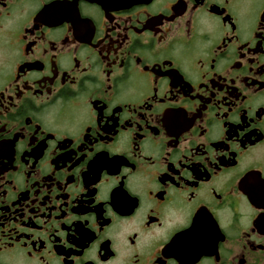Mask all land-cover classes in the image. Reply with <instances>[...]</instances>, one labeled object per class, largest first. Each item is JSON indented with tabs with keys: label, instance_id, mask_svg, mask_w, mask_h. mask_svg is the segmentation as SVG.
<instances>
[{
	"label": "flooded vegetation",
	"instance_id": "af4514ba",
	"mask_svg": "<svg viewBox=\"0 0 264 264\" xmlns=\"http://www.w3.org/2000/svg\"><path fill=\"white\" fill-rule=\"evenodd\" d=\"M0 264H264V0H0Z\"/></svg>",
	"mask_w": 264,
	"mask_h": 264
}]
</instances>
